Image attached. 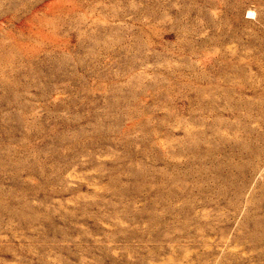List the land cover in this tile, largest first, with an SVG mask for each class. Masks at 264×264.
Returning a JSON list of instances; mask_svg holds the SVG:
<instances>
[{"label":"rangeland","instance_id":"1","mask_svg":"<svg viewBox=\"0 0 264 264\" xmlns=\"http://www.w3.org/2000/svg\"><path fill=\"white\" fill-rule=\"evenodd\" d=\"M0 264H264V0H0Z\"/></svg>","mask_w":264,"mask_h":264},{"label":"snow or ice","instance_id":"2","mask_svg":"<svg viewBox=\"0 0 264 264\" xmlns=\"http://www.w3.org/2000/svg\"><path fill=\"white\" fill-rule=\"evenodd\" d=\"M251 15V14H250Z\"/></svg>","mask_w":264,"mask_h":264}]
</instances>
